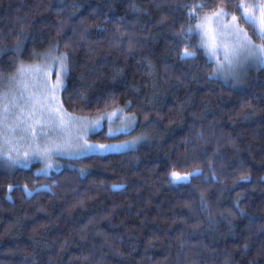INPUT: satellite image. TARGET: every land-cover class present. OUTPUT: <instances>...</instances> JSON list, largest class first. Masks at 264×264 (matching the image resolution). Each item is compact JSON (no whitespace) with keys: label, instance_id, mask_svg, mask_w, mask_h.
<instances>
[{"label":"trees","instance_id":"obj_1","mask_svg":"<svg viewBox=\"0 0 264 264\" xmlns=\"http://www.w3.org/2000/svg\"><path fill=\"white\" fill-rule=\"evenodd\" d=\"M260 2L0 0L1 88L57 51L67 111L136 117L89 138H142L50 173L0 158V264H264V64L226 82L190 30L224 8L264 43L237 7Z\"/></svg>","mask_w":264,"mask_h":264},{"label":"rangeland","instance_id":"obj_2","mask_svg":"<svg viewBox=\"0 0 264 264\" xmlns=\"http://www.w3.org/2000/svg\"><path fill=\"white\" fill-rule=\"evenodd\" d=\"M190 30L200 34L215 65L213 75L226 82L238 85L249 68L264 64L253 51L264 48V43L255 41L224 8L204 14ZM57 58L64 60L63 69L54 62ZM40 59L21 63L18 74L0 87V158L6 163L31 166L38 162V173H50L61 168L67 157L118 152L141 143L140 135L117 142L92 141L89 135L101 129L105 120L113 121L109 131L117 134L131 130L136 117L131 114L134 120L129 121L119 109L95 117L67 111L62 103L67 81L65 56L49 51ZM173 172L189 180L198 171Z\"/></svg>","mask_w":264,"mask_h":264},{"label":"snow or ice","instance_id":"obj_3","mask_svg":"<svg viewBox=\"0 0 264 264\" xmlns=\"http://www.w3.org/2000/svg\"><path fill=\"white\" fill-rule=\"evenodd\" d=\"M199 7H202V5H200ZM237 7L242 10V13L246 21L251 22L253 25L259 26V33L261 36H264V0H261L259 4H255L251 6L245 3H241L238 4ZM257 12L259 13L258 16L256 15ZM233 20H235V17H233ZM253 51L259 54L262 62H264V48L254 49ZM185 54L187 55V52ZM54 62H58L60 64V67L62 69L64 68V60L62 58H57V60ZM171 176L176 181H182L188 179L187 176H180L176 172H173Z\"/></svg>","mask_w":264,"mask_h":264}]
</instances>
